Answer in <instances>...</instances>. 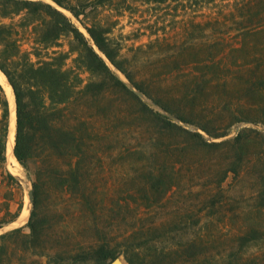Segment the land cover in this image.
Wrapping results in <instances>:
<instances>
[{"label": "trees", "instance_id": "1", "mask_svg": "<svg viewBox=\"0 0 264 264\" xmlns=\"http://www.w3.org/2000/svg\"><path fill=\"white\" fill-rule=\"evenodd\" d=\"M53 1L79 20L81 15L88 16L83 9L85 1L82 8L71 0ZM0 2L2 16L16 13L23 6L32 13L46 15L49 19L41 42L72 35L78 52L74 62L90 74V79L83 83L75 68L64 67V53H55L51 60L35 66L25 54L19 56L11 26L0 23V70L10 82L16 101L14 154L33 178L29 220L24 227L0 234V264H110L120 254L129 264H264V132L245 126L231 138L212 139L228 136L241 121L264 124V104L260 107L261 120L230 107L207 114L198 108L199 101L215 84L227 86L230 82L222 58L207 55L197 59L195 70L184 73L179 80L174 101L160 100L118 58L119 52L111 45L106 29L97 22L86 25L92 41L110 63L163 112L123 81L85 34L56 7L32 0ZM244 90L248 96L263 94L264 78L250 79ZM113 92L129 97L137 108L135 114L155 123L161 134V164H128L125 174L142 177L141 196H153L157 199L154 203L160 198L162 204L170 193H178V214L174 219L156 222L152 226L154 234L137 243L128 240L131 235L124 243L93 237L62 248V236L57 235L56 245L52 246L50 213L59 212L61 207L60 203L44 207L45 200L72 198L85 202L91 213L98 208L92 199L101 161V128L90 117H81L78 101H96ZM7 97L0 83V176L5 185L12 186L20 182L6 168L10 118ZM225 112V117L220 115ZM252 148L255 150L251 153ZM252 154L261 164L256 171L258 182L254 191L241 193L228 180L242 178ZM152 157L156 163L155 153ZM11 200L5 195V200L0 201V228L16 221L23 211L21 203L13 210ZM67 223L62 221L59 227L65 231ZM220 226L229 229L225 237L215 233ZM94 227L99 231L98 224ZM176 238L179 241L175 240L170 247L160 249L155 244L160 239Z\"/></svg>", "mask_w": 264, "mask_h": 264}, {"label": "rangeland", "instance_id": "2", "mask_svg": "<svg viewBox=\"0 0 264 264\" xmlns=\"http://www.w3.org/2000/svg\"><path fill=\"white\" fill-rule=\"evenodd\" d=\"M32 1L48 3L66 15L85 34L111 69L154 108L163 111L110 63L92 41L86 25L97 22L106 29L111 45L119 52L118 58L143 81L145 89L160 100L174 101L179 80L184 73L195 70L194 62L197 59L207 55L222 58V64L231 76L230 82L227 86L215 84L203 98L204 102L199 101L198 108L204 109V114H207L230 107L232 111H242L254 119H263L260 107L264 104V93L248 96L244 88L250 79L264 78V0H71L73 5H80L81 8V3L85 1L83 9L88 16L81 15V20L53 0ZM2 9L0 2V23L11 26L19 56L25 54L29 62L38 66L43 61L51 60L55 53H64V67L75 68L83 83L90 79L89 72L77 67L74 62L78 52L72 35L63 34L54 42H41L45 23L49 19L46 15L32 13L23 6L15 10L16 13L2 16ZM237 65H241V68H237ZM11 89L13 91L12 86ZM77 107L81 117H90L101 128L102 138L98 146L101 161L98 162L99 173L95 178V197L92 199L98 208L96 213H91L85 202L79 203L72 198L45 200L44 207L51 208L59 203L61 207L59 212L50 213V245H56L57 235L62 236L59 239L62 248L72 247L78 241H88L93 237H106L122 243L129 235L128 240L133 243L150 238L156 222L176 217L181 199L178 193H170L162 204L160 198L156 203L153 196L143 198L140 192L143 189V184H140L142 177L126 175L124 167L127 169L128 164L141 162L145 167L161 164V134L158 127L142 115L135 114L136 106L121 93H109L96 101L83 98L78 101ZM220 115L225 117L228 114ZM245 126L264 132L263 123L245 120L236 123L228 136L212 139L220 141L231 138ZM254 150L252 148L251 153ZM154 153L158 159L156 163L153 162ZM251 157L242 178L231 181L230 177L228 180L241 193L254 191L258 182L256 171L261 164L256 154ZM6 168L18 178L20 184L5 185L0 176V201L5 200L7 195L12 198L10 204L13 210L21 203L23 211L26 208L29 214L25 222H19L22 211L16 221L0 228V234L24 227L32 209L29 200V192L33 190L32 176L19 161L14 164L8 156ZM65 220L68 226L63 231L59 225ZM96 224L99 231L95 230ZM227 230L220 226L214 232L225 237ZM24 231L28 232L29 229L25 227ZM175 240L179 241V238L160 239L155 244L161 249L170 247ZM116 260L120 264H129L123 254L110 264Z\"/></svg>", "mask_w": 264, "mask_h": 264}, {"label": "bare ground", "instance_id": "3", "mask_svg": "<svg viewBox=\"0 0 264 264\" xmlns=\"http://www.w3.org/2000/svg\"><path fill=\"white\" fill-rule=\"evenodd\" d=\"M0 82L5 86L10 100V118H9V132H8V141H7V155L9 159L14 161L15 164L18 163L17 158L14 155L15 135H16V111H15L16 104L11 86L7 81L6 76L1 71H0ZM28 214H29V210L25 208L21 217L19 218V222L20 221L25 222L28 217Z\"/></svg>", "mask_w": 264, "mask_h": 264}, {"label": "water", "instance_id": "4", "mask_svg": "<svg viewBox=\"0 0 264 264\" xmlns=\"http://www.w3.org/2000/svg\"><path fill=\"white\" fill-rule=\"evenodd\" d=\"M1 71V70H0ZM2 72V71H1ZM3 73V72H2ZM5 75V74H4ZM15 155V154H14ZM29 200H30V202L32 203V201H33V193L32 192H29ZM116 262V263H115ZM114 263L115 264H120V261L119 260H116ZM113 263V264H114Z\"/></svg>", "mask_w": 264, "mask_h": 264}]
</instances>
